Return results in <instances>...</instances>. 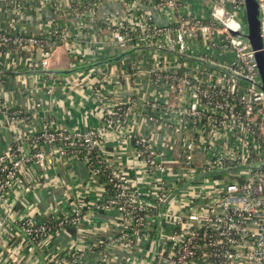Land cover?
<instances>
[{
    "label": "built area",
    "instance_id": "2783aa9c",
    "mask_svg": "<svg viewBox=\"0 0 264 264\" xmlns=\"http://www.w3.org/2000/svg\"><path fill=\"white\" fill-rule=\"evenodd\" d=\"M103 1H85L76 27L84 28L88 13ZM119 1L130 7L147 0ZM210 1L208 13L198 16L184 14L180 0H153L169 13L170 24H157L146 14L136 25L116 13L107 17L111 45L121 53L137 49L121 59L115 73L106 66L88 77L92 84L103 83L94 92L105 103L102 121L86 129L44 127L32 135L29 149L18 142L0 153V233L15 227L37 244L53 225L80 223L84 203L73 213L40 221L9 219V193L22 182L27 165L44 169L49 157L74 152L93 175L107 174L113 192L104 182L95 208L113 209L119 217L117 235L99 252L97 264H115L112 250L119 245L135 253L128 257L134 264H264V92L254 50L234 35L245 31V0ZM260 12L264 38V0ZM48 27L47 37L0 29V56L10 55L31 70L48 69L69 37L65 26L48 22ZM53 81L54 76L47 81V93ZM108 90L120 96L111 106L104 98ZM0 113L18 130L21 109L0 97ZM130 119L136 129L126 133ZM108 133L133 147L129 169L108 159L102 145ZM66 264H78L77 258Z\"/></svg>",
    "mask_w": 264,
    "mask_h": 264
},
{
    "label": "crops",
    "instance_id": "0c3cea01",
    "mask_svg": "<svg viewBox=\"0 0 264 264\" xmlns=\"http://www.w3.org/2000/svg\"><path fill=\"white\" fill-rule=\"evenodd\" d=\"M85 1L87 0H51L41 7L39 0H20V8L0 2V29L8 32L27 30L47 37L51 32L48 22L67 27L69 37L54 51L48 69L72 70L121 54L110 43L107 17L112 13H116L130 25H136L144 14L151 16L157 24H170L173 21L169 13L156 7L153 0L130 7H125L119 0H104L88 13L86 26L77 28V13ZM210 2L180 0L181 11L186 15L205 16ZM121 59L74 71L72 73L77 74L73 76L72 73H31V69L13 60L10 55H1L0 97L11 107L21 109L24 118L22 117L16 130L11 120L0 113V153L10 150L18 142L26 150L29 149L32 135L44 127L72 130L99 125L105 103L101 104L94 92L103 83L92 84L88 77L106 66L115 73L116 65ZM52 76L53 90L47 93V81L50 82ZM113 78L116 79L115 76ZM110 87L116 89L113 85ZM112 92L108 90L104 95L106 106L113 105L120 97ZM130 124L126 133L136 129L132 119ZM102 145L108 159L117 163L119 168L129 169L133 164L134 149L126 140L120 142L114 133H108L103 138ZM21 179V183L13 184L9 193L13 205L10 221L26 216L40 221L73 213L78 203H84L88 207L78 225L63 228L55 226V230L37 244H33L15 227L1 232L0 264H46L52 258L58 264H66L74 258H77L78 264H97L99 252L117 235L119 217L113 209L95 208L104 197V182L93 175L83 156L74 152L51 156L44 169L28 164ZM3 210L0 205V214ZM112 251V261L115 264H134L136 261L128 259L134 257L135 253L125 246L119 245ZM143 253L147 254L146 249ZM136 254H140L137 249Z\"/></svg>",
    "mask_w": 264,
    "mask_h": 264
},
{
    "label": "water",
    "instance_id": "95a60500",
    "mask_svg": "<svg viewBox=\"0 0 264 264\" xmlns=\"http://www.w3.org/2000/svg\"><path fill=\"white\" fill-rule=\"evenodd\" d=\"M245 31L242 32H234L235 36H241L248 40L251 48L254 50L257 68L260 75V83L259 87L264 92V38L262 33V24H261V12H260V0H245ZM137 48H131L126 51H123L119 56L115 58H111L108 60L100 61L91 63L88 65L80 66L76 69L72 70H54V69H38V70H30L31 73H43V74H68L74 71H78L83 68L94 67L97 65L108 64L115 60H119L125 57L128 54L133 53ZM191 60H196L199 62H203L204 64H210L218 69L223 70L224 68L213 65L212 63H205L200 59H195L193 57H188ZM1 69V68H0ZM2 70V69H1ZM238 77L242 78L241 75H237Z\"/></svg>",
    "mask_w": 264,
    "mask_h": 264
},
{
    "label": "trees",
    "instance_id": "16d2710c",
    "mask_svg": "<svg viewBox=\"0 0 264 264\" xmlns=\"http://www.w3.org/2000/svg\"><path fill=\"white\" fill-rule=\"evenodd\" d=\"M121 53V52H120ZM100 179L103 181V182H106V186H107V188H108V191L109 192H113V188H112V185L111 184H109V183H107V174L105 173V172H103V173H100ZM52 225V224H51ZM53 230H55V227H54V225L51 227V229H50V231H49V234L51 233V232H53Z\"/></svg>",
    "mask_w": 264,
    "mask_h": 264
},
{
    "label": "rangeland",
    "instance_id": "374dc122",
    "mask_svg": "<svg viewBox=\"0 0 264 264\" xmlns=\"http://www.w3.org/2000/svg\"><path fill=\"white\" fill-rule=\"evenodd\" d=\"M240 33V32H239ZM73 74V76H75L77 73H72Z\"/></svg>",
    "mask_w": 264,
    "mask_h": 264
}]
</instances>
